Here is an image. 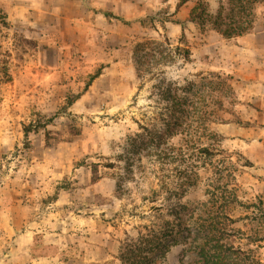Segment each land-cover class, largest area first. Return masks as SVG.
Returning a JSON list of instances; mask_svg holds the SVG:
<instances>
[{"label": "rangeland", "instance_id": "374dc122", "mask_svg": "<svg viewBox=\"0 0 264 264\" xmlns=\"http://www.w3.org/2000/svg\"><path fill=\"white\" fill-rule=\"evenodd\" d=\"M154 10L129 31L115 20L98 23L96 37L54 30L40 57L28 41L42 68H25L15 86L10 53H0V264H193L205 203L229 242L264 264V116H241L255 111L205 71V30L167 5ZM173 21L191 61L139 62L141 39L177 44ZM184 80L205 83L215 120L205 137L165 119L164 99L183 95L174 88ZM57 235L58 245L44 243Z\"/></svg>", "mask_w": 264, "mask_h": 264}, {"label": "crops", "instance_id": "0c3cea01", "mask_svg": "<svg viewBox=\"0 0 264 264\" xmlns=\"http://www.w3.org/2000/svg\"><path fill=\"white\" fill-rule=\"evenodd\" d=\"M177 3L178 0H0V53L5 49L10 53L11 81L8 84L15 86L19 76L25 74V68H42V62L33 60L32 50L27 47L31 42L28 41L35 43L36 54L40 57L43 45H51L54 49L55 43L48 39L54 30L68 28L70 33L76 31L79 36L96 37L98 23L113 27L114 19L106 18L102 12L112 13L128 22L119 21L128 31L130 28H142L138 22L163 5L169 7L173 17L187 21L186 11L194 5L193 2L189 1L176 10ZM217 7L216 0H209V9H213L211 13ZM11 30L23 34L25 40L14 42L10 37ZM205 71L230 77L235 97L241 102H249L240 104V108L248 107L255 111L240 113L241 116H264V4L256 6L253 28L247 34L224 39L214 31H205ZM57 236L44 238V243L58 245L62 238Z\"/></svg>", "mask_w": 264, "mask_h": 264}, {"label": "trees", "instance_id": "16d2710c", "mask_svg": "<svg viewBox=\"0 0 264 264\" xmlns=\"http://www.w3.org/2000/svg\"><path fill=\"white\" fill-rule=\"evenodd\" d=\"M189 1L192 0H178L176 10L186 5ZM193 1L194 5L189 11L187 22L199 26L202 30L214 31L224 39L239 37L251 32L255 21V8L258 4H264V0H216L218 7L214 13H211L209 0ZM102 14L108 19L129 24L112 13L102 12ZM173 23L181 27L177 44L172 45L167 37H164L162 41L141 39L143 42L138 45L141 60L137 61L145 62L148 65L156 63L161 67L174 63L177 59H182L183 62L191 61V52L187 46L185 27L178 21H173ZM140 24L144 26L142 21ZM103 68L104 66L100 67L91 79L97 78ZM209 76L219 80L230 81L229 76L215 72H211ZM200 80H202V77ZM183 82V86L174 88L176 92H180L183 95H178L177 93L172 95L169 93V96L164 99L166 100V108L173 109L168 116L166 114L165 119H175L172 123L173 129H181L182 134L186 133V129L193 130L197 128L199 129V138L205 137V120H207V123L215 121L211 120V116H205V101L201 92L205 88V83L194 85L193 82L187 80ZM197 87L199 90L195 89ZM197 93H199L198 96ZM196 103L198 105L201 103L202 105L197 107ZM23 133L26 137L29 131L24 129ZM198 152L207 156L211 155L205 147H198ZM235 202L236 197L234 196L231 203L234 204ZM203 207L205 209L204 213L210 216V219L205 220L200 232L201 236L194 237L192 240L193 264H262L254 252L244 251L240 247H234L229 242L230 238H228L227 231L219 221L220 214L214 210L213 205L210 206V203H205ZM227 218L228 216L223 219L228 220Z\"/></svg>", "mask_w": 264, "mask_h": 264}]
</instances>
